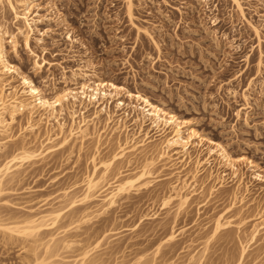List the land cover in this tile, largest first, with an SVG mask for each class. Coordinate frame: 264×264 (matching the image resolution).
Returning <instances> with one entry per match:
<instances>
[{
    "label": "rangeland",
    "instance_id": "rangeland-1",
    "mask_svg": "<svg viewBox=\"0 0 264 264\" xmlns=\"http://www.w3.org/2000/svg\"><path fill=\"white\" fill-rule=\"evenodd\" d=\"M164 1L133 0V22L148 30L158 42L157 50L130 25L125 0H31L28 17L36 21L30 33L33 54L25 49L21 36L13 49L6 35L7 59L49 96L65 87L63 79L73 70L87 66L98 79L140 92L155 104L163 102L164 109L193 122L194 129L223 144L232 157L252 160L264 176V56L257 70V40L247 25L249 21L259 28L264 54V0H241L242 16L228 0H210L206 8L198 0ZM5 6L2 0L0 24L14 34L19 25ZM67 32L74 42L67 40ZM35 61L42 65L39 70L34 69ZM3 83L20 89L15 75L5 76ZM12 90L6 89L5 95ZM92 112L85 114L86 119H91ZM38 117L32 118L34 123ZM67 118L64 122L69 127ZM28 121L23 113L9 130L0 132V163L26 140L30 148L44 152L45 132L51 126L39 121V130L31 133L26 131ZM115 124H106L101 116L88 126L89 136L83 143L76 139L70 149L44 152L43 158L24 164L17 176L3 181L1 224L61 207L65 216L55 226L57 234H51L54 227L49 235L48 230L39 234L42 242L35 253L29 242L10 241L0 233V264H27L37 255L42 259L46 255L49 264H69L80 260L78 248L83 246L91 249L89 257L98 264H140L142 259H147L144 264H197L199 259L201 264H264V183L255 181L245 165L238 167L237 177L216 160L211 166L204 165L205 149H191L190 159L160 160L163 138L153 136L129 160L114 162L100 185L109 187L117 180L116 174L138 172L151 159V186L129 193L104 211L97 200L86 205L90 209L84 204L70 209V200L77 201L84 193L81 180L92 174L99 177L104 170L100 162L119 152V147L143 139L134 125L128 123L124 130ZM182 195L188 199L180 206ZM166 199L172 200L163 206ZM72 209L74 221L69 213ZM79 211L87 213V221H77ZM218 216L233 225L213 235ZM256 228L259 232L252 238ZM50 236L71 241L72 247L51 249L49 258L44 251ZM137 259L141 261L136 263Z\"/></svg>",
    "mask_w": 264,
    "mask_h": 264
},
{
    "label": "bare ground",
    "instance_id": "bare-ground-1",
    "mask_svg": "<svg viewBox=\"0 0 264 264\" xmlns=\"http://www.w3.org/2000/svg\"><path fill=\"white\" fill-rule=\"evenodd\" d=\"M4 1L6 3L5 7H7V11H9V13L12 14L13 16L12 19H14L16 21V25L18 23L19 26L17 25L18 27L15 28L16 34L15 33L10 34L5 29L6 26L4 27L3 24H0V132L1 133L2 132L5 133L7 130H9V127H11V124H13L17 116L26 113L28 119L30 120V122L28 121L29 123H27L28 126L26 125L27 126L26 131L28 130L31 133L32 132L35 133V131L39 128L37 127V123L39 124V121H43V120H45L44 122L48 124V126L49 125L51 126V129L45 132L47 134V137L44 142L46 146L44 147L43 143H41L40 146V147H44L45 153H50L60 148L70 149L71 147H73L72 142L76 139L78 141L80 140V142L85 141L89 136L87 132L88 126L94 120H98L101 116H105L106 124L109 125L113 122L114 123L116 122V124L120 123L118 128L122 127V129L124 130L128 127L127 124L130 123L131 125L137 127L139 131L138 133H142L143 136L142 140H140L139 142H134L133 145L130 147H125V146L119 147L120 151L116 152L115 154L112 153L113 155L110 156V158L108 157L109 159H107L106 156L105 159L107 160L100 162L101 164L99 163L100 166L102 165L103 167L102 169H104L102 174L100 173L101 175L99 177H95L94 174L91 173L92 175L85 177L84 181L81 180V182H83V186H81V188L84 187V193L81 194L82 195L81 199L78 198L80 199L79 201L78 199L77 201L70 200L71 202L67 204L69 205L70 209L71 207H75L76 205H80V204H84L85 207L87 208L86 205H88L91 200L100 201V204L102 203L103 205V206L101 205L102 207L100 206L102 209L113 208L114 206H116L117 201H120V199H123L129 193L133 191L136 192L142 189H146L149 186H151L152 181H150L148 178V176H150L149 167L153 164V160L151 159L149 161H146L141 166V169L138 172L130 171L126 174H116L117 180L115 176L116 181L113 182L114 184L111 183L112 185H110L109 187L103 188L100 185L103 181L104 176H106L105 175L106 172L114 162L119 161V159L121 161V159L125 157L126 160L127 159L129 160V156L132 155V153L136 151L138 147L145 146L148 142H150L149 140L153 136L163 138L162 147L160 153L157 156V158L160 160L163 158H168V159L172 158L177 160L179 158H184L185 156H187V158L190 159L191 149H200V150L205 149L206 159L204 160V165L211 166L212 165L211 161L216 160L218 163L217 165L227 168L228 170H230L231 174L235 177L238 176V167L240 165H245V167H247L249 170H252L253 172L252 178L255 181L264 183V176L257 171L258 170L257 166L249 158L232 157L228 152V150H226L225 146H223V144H220L217 141L207 138L206 136L202 135L199 131L194 129L192 127V125L194 124L193 122L187 119H180L173 112H169L167 109H164L163 102L162 104H158V102L157 104H155L156 102L154 103L151 102L150 98H148L144 94H141L140 92H131L123 85L122 86L116 85L115 83H113V81L110 82L109 80L104 81L102 79H98L95 72H91V71L89 72L86 70L87 66H83V67L81 66L78 69H76V71L73 70L72 73H70L71 76L68 79L66 78L63 79L65 84V87H63V89L59 88L60 90L53 92L51 96L46 95L42 88L37 86L34 83V81L31 80L24 73L23 74L20 73L18 69L15 67V65H13L7 59L6 49L4 44L5 36L9 35V37L11 38L9 42L11 43L12 48L14 49L17 44L16 40H18L16 38L19 35L18 37L20 36L22 37V42L25 49H27V51L33 54V50H31V45H30V36H31L30 33L33 27L32 24H36V21L33 18L29 19L28 17V12L30 9L29 7L32 5L31 0H4ZM209 1L210 0H198V2L201 3L202 6L205 8L208 6ZM228 1L232 4L234 8H236L238 13L242 16L243 11H242L241 0H228ZM163 2L165 3L164 0ZM0 4H2V0H0ZM125 6H126V13L130 25L135 29V31L138 34L145 35V37H147L153 43L154 47L158 50L159 48L158 42L153 40L152 35L149 32H147L148 30L146 31L145 28L142 29L134 24L133 0H125ZM173 9L177 10L178 12L180 11L178 8H173ZM214 22L215 21L213 20V23ZM247 25L249 26V29L255 36V40H257L256 48H258V60L256 61L257 62L256 68L257 70H259L262 64V58L264 56L261 50V43L263 42L261 39L262 36L257 26L250 23L249 21L247 22ZM67 40L69 42L75 41L71 35L69 36V34L67 36ZM36 41H41V40L37 38ZM45 63L46 65H51L50 62H45ZM41 66H42L41 63H39L38 61L34 62L35 70L37 69L39 70ZM14 75L18 78V82L20 86L19 90H17L16 88L14 89V87L12 88L11 86H9L8 88L6 87L8 86V84L3 83V78L5 76L6 78L8 77L14 78ZM69 85H74L75 87L72 88V86H70L71 87L70 88L68 87ZM43 88H45V86ZM6 89L9 90L13 89V90L11 92L9 91V93H7L8 95H5ZM122 99H125V101ZM243 99L246 100L245 94L243 95ZM90 109H92L93 112L92 114L90 113L91 119L88 120L86 119L85 114L89 112ZM35 115L37 117L39 116L38 117L39 120L37 119L38 120L37 123H34L32 120V118H34ZM65 116H67L71 121V125L69 127H66L67 123L64 122ZM79 116H81V119L79 121H76L78 118H80ZM31 120L32 123L34 124L31 123ZM54 129H56V132ZM5 136H7V133L6 135H3V137ZM26 141L22 142L18 147H16L14 151H12V154L6 152L7 154L10 155V157L8 159H5L4 162L0 163V187L2 186L3 181L7 177H8L7 180L9 179V177H11L10 179H12L13 175L19 172L18 169L21 170L20 169L21 166H23L24 164L31 165L32 163H35L37 159L39 160V158L41 159L44 157L43 154L44 152H41L43 149L41 151L32 149L29 146L30 142H26ZM146 141L148 142L145 144ZM96 150L97 147L95 148L94 151L95 153ZM93 157L94 156H92L91 160L94 162L95 158ZM197 164H199V162ZM97 168L95 169L97 170ZM95 169L93 171H95ZM20 172L23 173L22 171ZM20 175L21 174H19V176ZM222 184L223 183H220V186H222ZM187 199H188L187 195L186 196L182 195L179 199L181 201L179 202L180 203L179 205L183 206V204L187 202ZM171 200L166 199V201L163 203V206H166L168 202ZM105 209H103L102 211H104ZM177 209H181V208H179L178 206ZM71 211L72 213L71 212L69 213L72 214L73 217V209ZM42 213L44 214H40L39 212L35 214H31L27 217L22 218L21 220L19 218V220L17 219L18 222H16L17 220L15 219L16 221L14 220L15 222L10 224L0 223V233L10 241L12 239L14 240L21 239L20 242H22V240L24 242L26 241L27 243L29 242L28 244H31L30 246H32L29 248H31V250L34 251L33 253H35V250L39 248L38 245L40 244V242H42L39 239V237H41L40 235H42L43 232L47 230L49 235L50 233L49 231H51L53 227H54L53 230L55 231L53 232L51 231V234L55 233L56 232L55 226L57 225V223H59V221L62 220V217L65 216L64 214L62 215V207L60 210L47 209V211H44ZM76 214L77 212L75 213L74 216H78ZM69 217L71 220L72 219L71 215ZM87 217L89 218L87 213H85L84 211L80 212L77 221L84 222V220H86ZM74 220L75 219L73 217L71 221ZM232 225L233 224L228 220L223 222V218L221 219L220 216H218L214 220L212 234L215 235L221 230L227 229ZM57 228L59 229V227ZM258 232L259 231L257 228L253 230L251 237L252 238L256 237ZM55 236L52 237L50 236L51 239L46 240V242L48 241L46 244L43 241V243L46 246L44 252L45 254L47 253V256L49 253V258L51 256L50 255L51 249L60 250L62 248L68 249L72 247L71 241H69L71 243L62 242V241L60 242L58 238L57 239L54 238ZM173 236H171L170 238H172ZM55 239L58 240L59 242H57ZM27 243H25L26 246ZM97 244L94 245L95 249H96L95 246H97ZM88 249L89 248L87 247L86 249L85 246H83L80 249L78 248L80 260L76 259L78 262L77 261L75 262V260L73 259L75 263L74 262L72 263L71 261V263L69 262V264H98L99 262L98 260H94L95 258H92V260L90 259L89 251L91 249L90 250ZM241 249H243V247ZM55 250H53V254L55 253L54 252ZM45 254L43 253V255ZM243 254L244 253H241L240 258H242ZM40 256L42 255L39 256L37 255V258H34L33 261L31 260L32 262L30 261L31 263L29 262L28 263L46 264L51 260L50 259L47 262L46 255H45L46 259H42L43 257L41 258ZM137 260L135 261L136 263L141 261V259H139L138 261ZM143 260L145 259H142V261ZM141 262L140 264H144V262H147V259L144 262L142 263ZM201 262L199 259L197 264H201Z\"/></svg>",
    "mask_w": 264,
    "mask_h": 264
}]
</instances>
